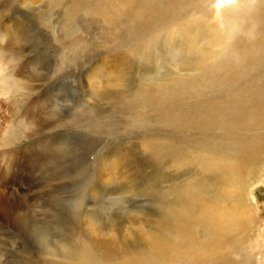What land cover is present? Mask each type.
Wrapping results in <instances>:
<instances>
[{
  "label": "rangeland",
  "instance_id": "374dc122",
  "mask_svg": "<svg viewBox=\"0 0 264 264\" xmlns=\"http://www.w3.org/2000/svg\"><path fill=\"white\" fill-rule=\"evenodd\" d=\"M256 38L255 0H0V264H264Z\"/></svg>",
  "mask_w": 264,
  "mask_h": 264
},
{
  "label": "bare ground",
  "instance_id": "6f19581e",
  "mask_svg": "<svg viewBox=\"0 0 264 264\" xmlns=\"http://www.w3.org/2000/svg\"><path fill=\"white\" fill-rule=\"evenodd\" d=\"M255 27L257 32V38L253 44L254 56L252 57V62H254V64L257 66V64H260L262 62L263 58L261 57L264 55V0H255ZM253 81V84L245 87L239 98V104L246 105L247 112L249 114H255L260 110L262 113V111L264 110V71L261 70V77L253 78ZM234 150H236L237 154H242L241 160L227 162L225 161L222 155V151L218 148H215L214 151L218 156L217 158L221 159L222 161H220L221 164L217 168L213 166L212 169L214 172L217 173L218 171L219 173H221L225 166L232 171H237L242 163V160L247 158L248 156H251L255 152V148L252 146L251 143L242 146L236 145ZM250 199L252 198L250 197ZM247 208L251 209L249 207ZM201 218H204V216H201L200 219ZM208 245L210 244L208 243ZM162 250L168 256L170 251H167L163 248ZM225 257L226 255H221V261L215 260L214 262L213 258H210L208 261L203 262V259L198 254H196V256L192 258V262H194V264H228L226 263L227 259H225Z\"/></svg>",
  "mask_w": 264,
  "mask_h": 264
}]
</instances>
